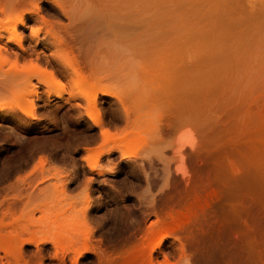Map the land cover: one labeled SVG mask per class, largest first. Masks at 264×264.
Here are the masks:
<instances>
[{
	"label": "rangeland",
	"instance_id": "374dc122",
	"mask_svg": "<svg viewBox=\"0 0 264 264\" xmlns=\"http://www.w3.org/2000/svg\"><path fill=\"white\" fill-rule=\"evenodd\" d=\"M166 2L165 0H0V28H2L0 30V264H140V262L147 264L146 259L149 254L145 260L143 257L142 261L131 259L137 248L150 253L151 264H205L206 260L203 257L196 252L187 251V247L183 246L184 241L181 240L183 244L179 241L182 238L177 235L180 238L177 239L171 233L170 236H166L160 248L150 251L161 237L159 232L163 222H168L172 212L177 213L185 206L183 202L185 196H181L182 201H178L177 198L174 205L171 203L156 209L157 214L151 213L152 215L145 220L143 226L146 229L144 227L139 229L141 234L137 230L141 219L140 213L145 208L143 199L145 180L144 176L142 177L143 173L140 172L142 166L139 163L147 158H155L153 160L155 165L150 163L149 166L151 170L155 169V172L160 170L157 174L161 173L166 163L163 153L172 149L177 136L182 131V129L179 130L180 132L176 131L175 128L179 129L180 126H175L186 121L192 122L189 125L196 126L194 129L203 130L204 134H202L209 140L206 144L204 141L203 146H200L202 152L199 150V155H204L201 156L204 163L202 164L201 161V166H204V172L208 170L209 173H204V176L207 174L208 177L206 176V181L202 179L203 183L205 182L206 186L208 182L209 190H218L216 193L218 197L212 208L214 218L212 226L210 225L213 227L211 231L221 233L220 231L224 229L228 230L235 241H238L239 259L234 257L230 259L231 255L226 256L227 254L224 255L222 252L212 264L229 262L236 264V261H239V264H264L262 245L264 236L258 238L259 234L252 227L256 223L252 213L249 215L250 211L247 210L250 200V205H254L255 210L258 209L256 215L260 213V217L264 218V172L261 174L258 171L262 167L261 163V166L258 163L264 162L261 159L264 150H259L261 158L257 151L264 149V143L259 140L262 144L259 146V141V144L257 140L251 142L252 137L244 138V135H248V131H244L245 121H243L249 114L258 116L256 115L259 113L258 109L264 108L262 107L264 105L262 98L264 97V89L262 90L264 19H261L264 18V5L261 4L263 0L262 2L261 0H174V2L166 0ZM256 3L261 4V7H257L259 5ZM19 21L22 23H18ZM258 21L259 23H255ZM5 25L7 27L11 25L12 28L6 30ZM14 26L16 28H13ZM224 42H228L229 46L226 43L223 45ZM249 42L251 45H247ZM260 43L261 45H258ZM201 44L205 46L202 47ZM220 44L222 45L219 47ZM207 46L210 50L209 54L201 51H206ZM236 46L239 48L237 49ZM218 49L224 50V53ZM207 54L210 55L211 60ZM257 61L262 69L258 67ZM255 63L257 66L254 65ZM247 67L251 68L247 69ZM188 68L196 70L197 73L187 72ZM180 71L182 73H179ZM200 71L205 72L201 74ZM170 72H173L174 78L169 76L172 74ZM243 73L245 76L242 75ZM250 75H253L252 78ZM104 76L106 79H103ZM182 76H186V79ZM259 77L261 80H257ZM183 80L192 84L194 82V85L199 84L200 87L190 85L192 87L190 88L189 84L187 86L183 84L189 89L186 91L182 86L185 96L184 92L183 94L181 92L182 87L178 89L180 88L178 83H184ZM175 82L182 95H179L180 93L175 89ZM241 86L246 88L243 89ZM171 87L174 88L173 93L177 91V94H172ZM170 90L171 94H169ZM209 90L210 92L212 90V94ZM188 92L190 93L187 94ZM207 92L211 95L208 105L213 106V112L207 109L209 106L207 110H202V114L209 111L212 114H209L211 118L207 117V114L204 115L205 117L200 115L202 122L206 117L207 120L209 118L211 120L209 125L205 120L204 124L201 122L204 125L201 124L202 127L198 121L197 111L206 100L202 95ZM229 92L233 96H238V102ZM197 93H202L199 95L202 99ZM215 93H222L223 98L217 94L222 99L231 98L225 101L226 104L232 102L228 103L229 108L222 99V106H219V102H213L211 98L216 95ZM168 94L172 101L166 97ZM93 95H96L95 101H88ZM178 96L183 97L182 99L179 97L178 100ZM196 99L198 104L201 100L199 108L194 107L197 105L194 102ZM177 100H181V103ZM240 103L245 105L241 106ZM238 106L241 107V111L236 113L234 107L238 109ZM222 109L226 115L223 114ZM250 110L256 111V114ZM217 113L220 115V121L218 116L216 119L212 117ZM230 113L231 116L228 117ZM187 114L190 116L188 117ZM254 115L252 117L257 121L258 117ZM146 116L150 119H145ZM241 116L244 117L240 119ZM95 120L99 121L97 126ZM147 121L153 123V129H148L152 128V124L149 122L151 125L149 126ZM206 124L210 128L208 134L205 132L208 131V127L203 129L206 128ZM222 129L227 134L224 135ZM167 133L173 137H169ZM199 134L203 141L205 137L202 139L203 135L201 132ZM122 136L126 138L122 139ZM102 139L106 141L103 142ZM148 142L151 145L147 144ZM204 144L210 149L206 150ZM211 146L215 151H210ZM96 149L102 150L101 156L97 159L98 163L96 162L98 167L95 168L102 174L98 176L95 175L96 171L92 172L94 170H90L84 161L86 151H97ZM108 150L111 151L110 155L106 152ZM203 150L206 152L204 153ZM237 150L239 151L236 152ZM245 150L249 154L252 152L253 158L249 154L248 157L245 156ZM139 152H143L142 157ZM228 153L232 162L237 160L240 164L235 162L239 166L236 170L228 168L231 162ZM224 156L227 159H224ZM246 158L249 161L252 159V162H249L250 166L251 163L253 166L251 170ZM254 158L259 159L258 163ZM241 163L244 165L242 166ZM244 166L248 168L245 170ZM162 180L158 181L159 184L163 183ZM239 182H243L242 185L238 184ZM246 203L247 205L244 206ZM217 222L219 224H216ZM127 227L131 228L130 232L134 238L123 236ZM152 229L159 230L151 234L154 232L151 231ZM6 241H16L15 250L5 253L1 243ZM146 243H149L148 248ZM12 254L18 262H15L16 259ZM129 259L131 262H128ZM208 262L206 264H211Z\"/></svg>",
	"mask_w": 264,
	"mask_h": 264
},
{
	"label": "bare ground",
	"instance_id": "6f19581e",
	"mask_svg": "<svg viewBox=\"0 0 264 264\" xmlns=\"http://www.w3.org/2000/svg\"><path fill=\"white\" fill-rule=\"evenodd\" d=\"M176 1V0H175ZM179 1V0H178ZM191 1H193V0H191ZM199 1H201V0H199ZM209 1V0H208ZM253 1V0H252ZM259 1V0H258ZM164 2V1H163ZM165 2H166V0H165ZM173 2H174V0H173ZM195 2V1H194ZM193 2V3H194ZM261 2H262V0H261ZM167 3V2H166ZM208 3V2H207ZM214 3V2H213ZM222 3V2H221ZM231 3V2H230ZM240 3V2H239ZM170 4H172V3H170ZM177 4V3H176ZM179 4V3H178ZM205 4V3H204ZM203 4V5H204ZM212 4V3H211ZM237 4V3H236ZM251 4V3H250ZM262 4V6L264 5V0H263V2L261 3ZM261 4L259 5V3H256V5H259V6H257V7H261ZM178 6H180V5H178ZM188 6V5H187ZM220 6V5H219ZM222 6V5H221ZM245 6H246V4H245ZM233 7V6H232ZM209 8V7H208ZM208 8H205V9H208ZM247 8V7H246ZM245 8V11L248 9H246ZM264 8V7H263ZM210 9H211V7H210ZM251 9H252V7H251ZM255 9V8H254ZM238 10V9H237ZM241 10V9H240ZM253 10V9H252ZM257 10V9H256ZM259 10V9H258ZM257 10V11H258ZM264 10V9H263ZM206 11H208V10H206ZM217 12V11H216ZM241 12V11H240ZM252 12V11H251ZM214 13V12H213ZM220 13V12H219ZM227 13V12H226ZM257 13H259V12H257ZM230 14V13H229ZM242 14V13H241ZM250 14V13H249ZM243 15V14H242ZM234 16V15H233ZM222 17H223V15H222ZM244 17V16H243ZM261 17V16H260ZM255 19V18H254ZM256 19H258V18H256ZM261 19H264V18H262L261 17ZM244 20V19H243ZM223 21V20H222ZM246 21V20H245ZM259 21H260V19H259ZM259 21L258 22H255V23H259ZM11 23V22H10ZM13 23H14V21H13ZM18 23H22V21H19ZM219 23V22H218ZM224 23V22H223ZM234 23V22H233ZM238 23V22H237ZM246 23H248V22H246ZM261 23V22H260ZM9 24V23H8ZM15 24H17L16 22H15ZM236 24V23H235ZM7 25V24H6ZM5 25V26H6ZM231 25V24H230ZM253 25V24H252ZM5 26H2V27H5ZM241 26V25H240ZM11 27V25H9V27H7L6 26V30L8 29V28H10ZM221 27V26H220ZM224 27V26H223ZM249 27V26H248ZM12 28V27H11ZM13 28H16L15 26L13 27ZM260 28V27H259ZM5 29H3V31L5 30ZM235 29H236V27H235ZM0 30H2V28H0ZM14 29H12V31H13ZM15 31V30H14ZM247 32V31H246ZM239 38V37H238ZM240 39V38H239ZM246 39V38H245ZM230 40V39H229ZM228 40V41H229ZM264 40V39H263ZM214 41V40H213ZM187 42V41H186ZM191 42V41H190ZM201 42H202V40H201ZM216 42V41H215ZM215 42H214V46H215ZM218 42V41H217ZM180 43V42H179ZM212 43V42H211ZM221 43V42H220ZM225 43L226 42H224L223 43V45H225ZM242 43V42H241ZM245 43V42H244ZM243 43V44H244ZM258 43V42H257ZM256 43V44H257ZM263 43V42H262ZM180 44H182V42L180 43ZM217 44V43H216ZM226 44H228V46H229V43L227 42ZM231 44V43H230ZM234 44V43H233ZM236 44V43H235ZM234 44V45H235ZM177 45V44H176ZM188 45V44H187ZM186 45V46H187ZM202 45V44H201ZM204 45V44H203ZM203 45H202V47H203ZM211 45H213V44H211ZM222 44H220L219 45V47L221 46ZM241 45V44H240ZM247 45H251L250 44V42H249V44H247ZM258 45H261V43L260 44H258ZM263 45V44H262ZM179 46V45H178ZM183 46H185V45H183ZM189 46V45H188ZM190 46H192V45H190ZM195 46V45H194ZM205 46V45H204ZM213 46V47H214ZM217 46V45H216ZM216 46L214 47V48H216ZM239 46V45H238ZM224 47V46H223ZM237 47V46H236ZM241 47V46H240ZM256 47V46H255ZM178 48V47H177ZM181 48H182V45H181ZM180 48V49H181ZM184 48V47H183ZM193 48L194 47H192V50H193ZM207 49H206V51L205 50H201L202 52L204 51L205 53L206 52H208V51H210V50H208V46L206 47ZM228 48V47H227ZM230 48V47H229ZM239 47H237V49H238ZM254 48V47H253ZM261 48V47H260ZM197 49V48H196ZM224 49V48H223ZM251 49H252V47H251ZM250 49V50H251ZM263 49V48H262ZM198 50H199V46H198ZM217 50V49H216ZM228 50V49H227ZM259 50V49H258ZM180 51V50H179ZM184 51V50H183ZM186 51L188 52L189 50H187V48H186ZM194 51V50H193ZM200 51V50H199ZM218 51H220V49H218ZM222 51V52H221ZM220 52L221 53H224L223 51L224 50H221ZM240 51V50H239ZM249 50L247 49V52H248ZM253 51V50H252ZM251 51V52H252ZM263 51V50H262ZM201 52V53H202ZM220 52H217V53H219L220 54ZM231 52V51H230ZM241 52V51H240ZM256 52V51H255ZM259 52V51H258ZM257 52V53H258ZM189 53V52H188ZM227 53H228V51H227ZM234 53V52H233ZM237 53H239L238 51H237ZM262 53H264V52H262ZM203 54V53H202ZM208 54H209V52H208ZM207 54V55H208ZM211 54V53H210ZM253 54H254V52H253ZM218 55V54H217ZM229 55V54H228ZM257 55V54H256ZM184 56V55H183ZM204 56V55H203ZM209 56V58H210V55H208ZM212 56H213V54H212ZM219 56V55H218ZM221 56H223L222 54H221ZM238 56V55H237ZM248 56V55H247ZM254 56V55H253ZM257 56H259V55H257ZM263 56V55H262ZM207 57V56H206ZM230 57H232V56H230ZM239 57V56H238ZM243 57V56H242ZM209 58H208V60H209ZM213 58V57H212ZM261 58V57H260ZM189 59V58H188ZM219 59H220V57H219ZM237 59V58H236ZM242 59V58H241ZM247 59V58H246ZM210 60H211V58H210ZM259 61H260V59H258ZM188 62H189V60H187ZM222 61H224V60H222ZM246 61V60H245ZM259 61H257V64L259 65ZM195 62V61H194ZM197 62V61H196ZM226 62V61H225ZM228 62V61H227ZM230 62V61H229ZM186 63V62H185ZM231 63V62H230ZM237 63V62H236ZM248 63V62H247ZM247 63L245 64V65H247ZM250 63V62H249ZM261 63V62H260ZM186 64H188V63H186ZM194 64V63H193ZM197 64V63H196ZM257 64L255 63L254 65L255 66H257ZM262 64H264V63H262ZM191 65V63L189 64V66ZM250 65V64H249ZM253 65V66H254ZM164 66V65H163ZM170 68H172V64H170ZM194 66L196 67V65L194 64ZM175 67V66H174ZM191 67H193V66H191ZM259 68L261 67V65H259L258 66ZM262 67H264L263 65H262ZM156 68V67H155ZM165 68V67H164ZM177 68V67H176ZM185 68V67H184ZM197 68V67H196ZM199 68V67H198ZM249 68H251V67H249ZM248 67H247V69H249ZM154 69V68H153ZM178 69V71H179V68H177ZM181 69V68H180ZM183 69V68H182ZM189 69V68H188ZM203 68H201V70H202ZM245 69V68H244ZM260 69H262V68H260ZM259 69V70H260ZM264 69V68H263ZM165 70V69H164ZM174 70H175V68H174ZM200 70V69H199ZM237 70H239V69H237ZM169 71H171V69L169 70ZM176 71V70H175ZM183 71V70H182ZM185 71H187V70H185ZM192 71V73L195 71L196 73H197V71L196 70H191V69H189V71H187V72H191ZM203 71V70H202ZM205 71H206V69H205ZM204 71V72H205ZM159 72V71H158ZM174 72V71H173ZM173 72H170V73H172V74H169V76H173L172 78H174V74H176V72H174V74H173ZM184 72V71H183ZM194 72V73H195ZM204 72H202V73H204ZM210 72V71H209ZM235 72V71H234ZM242 72V71H241ZM246 72V71H245ZM249 72V71H248ZM259 72V71H258ZM261 72V71H260ZM104 73V72H103ZM179 73H182L181 71L179 72ZM185 73V72H184ZM200 73H201V71H200ZM201 73V74H202ZM263 73V72H262ZM254 74V73H253ZM258 74H260V73H258ZM107 75V74H106ZM105 75V76H106ZM166 75V74H165ZM186 75L188 76V74L186 73ZM242 75H244L245 76V74L243 73ZM261 75V74H260ZM263 75V74H262ZM105 76H104V78L103 79H106L105 78ZM110 76V75H109ZM112 76V75H111ZM177 75H175V77H176ZM180 77H181V75H179ZM206 76V75H205ZM214 76V75H213ZM248 76V75H247ZM251 76V75H250ZM253 76V75H252ZM252 76L250 77V78H252ZM264 76V75H263ZM262 76V78H264ZM95 77V76H94ZM107 77V76H106ZM179 77V78H180ZM183 77V76H182ZM186 77V76H185ZM185 77H183V79L185 78ZM190 77V76H189ZM211 77V76H210ZM109 78V77H108ZM164 78V77H163ZM168 78H171V77H168ZM167 78V79H168ZM171 78V79H172ZM176 78H178V77H176ZM175 78V79H176ZM209 78V77H208ZM214 78V77H213ZM85 79V78H84ZM83 79V80H84ZM113 79V78H112ZM160 79V78H159ZM181 79V81H182V78H180ZM186 79V78H185ZM193 78H191V80H192ZM203 79V78H202ZM97 80H98V78H97ZM99 80H101V79H99ZM187 80H188V78H187ZM187 80L186 81H184V83L182 82V83H180V84H182V85H180L178 82V85L180 86V88H178L179 86H176L177 84H176V82H175V84H174V86L176 87L175 89L176 90H178V89H181V87L182 86H184L183 84H185L186 86H187V84H189L188 86H190V85H194V82H193V84L192 83H190V82H187ZM197 80H200V79H197ZM209 80V79H208ZM257 80H261L260 79V77H259V79L257 78ZM158 81V80H157ZM181 81H179V82H181ZM166 82V81H165ZM170 83H171V81H169ZM187 82V83H186ZM210 82V81H209ZM255 82H256V78H255ZM260 82V81H259ZM197 83H200V82H198L197 81ZM249 83V82H248ZM258 83V82H257ZM98 84H99V82H98ZM255 84V83H254ZM260 84V83H259ZM262 84V83H261ZM171 85V84H170ZM199 84H195L194 85V87L195 86H198ZM201 85V84H200ZM231 85V84H230ZM172 87H174L173 86V84L171 85ZM186 86H184L185 88V90L187 89L186 88ZM202 86V85H201ZM204 86V85H203ZM232 86V85H231ZM236 86V85H235ZM251 86V85H250ZM255 86V85H254ZM257 86V85H256ZM255 86V87H256ZM171 87V88H172ZM198 87H200V86H198ZM242 87V86H241ZM262 87V86H261ZM170 88V89H171ZM178 88V89H177ZM190 88H192L191 86H190ZM224 88V87H223ZM243 88V87H242ZM244 88H246V87H244ZM243 88V89H244ZM137 89V88H136ZM135 89V90H136ZM173 89L174 88H172V94L173 95H175V94H177V91H174V92H176V93H173ZM200 89V88H199ZM201 89H202V87H201ZM200 89V90H201ZM216 89V88H215ZM229 89V88H228ZM241 89V88H240ZM252 89V88H251ZM255 89H257V88H255ZM255 89H253L254 91H255ZM264 89V85H263V88H262V90ZM107 90V89H106ZM187 90H189V89H187ZM186 90V91H187ZM196 91H197V89H195ZM230 90V89H229ZM228 90V91H229ZM202 91V90H201ZM214 92H217L216 90H213ZM220 91H221V87H220ZM246 91V90H245ZM178 92L180 93V90H178ZM182 94H183V92H184V95H185V91L183 90V87H182ZM193 92V91H192ZM191 92V93H192ZM209 92H210V90H209ZM209 92H207V93H205L204 95H202V97L203 96H205V97H203V98H205L204 100H205V102L203 101L202 102V106H200V108L202 107L203 109H200L199 108V105L201 104L200 102H201V100H200V102H199V104L196 102L197 101V99L194 101V102H196L197 103V105L196 106H194V107H197V108H199V111H197V117L199 118V120L198 121H200V115L202 116H204V115H206L207 117H209L210 115H212V114H210V111L212 110V108H213V106L211 107L210 105H208V103H209V101H208V99H210V96L211 95H209ZM211 92H212V90H211ZM210 92V93H211ZM223 92V91H222ZM238 92V91H237ZM241 92H242V90H241ZM247 92H249V91H247ZM137 93V92H136ZM167 93V92H166ZM190 92H188L187 94H189ZM203 93H204V91H203ZM224 93V92H223ZM229 93H231V92H229ZM228 93V95H230ZM239 93H240V91H239ZM244 93V92H243ZM263 93V92H262ZM102 94V93H101ZM169 94H171V90L169 91ZM168 94V95H169ZM181 93L179 94V95H182ZM198 94V97H200L201 98V96H199L200 94H202V93H197ZM212 94V93H211ZM216 94V93H215ZM217 94H219V95H221V97H222V93H217ZM215 95V96H213L214 95V93H213V98H211V99H213V102L214 103H217V102H219L218 104H219V106L221 105L222 106V104L221 103H223L222 101H221V99L223 98H220V96L219 95ZM234 94H236L235 92H234ZM242 94V93H241ZM245 94L247 95V93L245 92ZM252 94V93H251ZM85 95H87V94H85ZM166 96L167 98H168V100L169 99H171V101L173 100L172 98H169V97H171L170 95L169 96ZM207 95V96H206ZM231 95L233 96V94L231 93ZM253 95V94H252ZM262 95V94H261ZM138 96V95H137ZM186 96V95H185ZM226 96V95H225ZM245 96V95H244ZM89 97V96H88ZM121 97V96H120ZM173 97V96H172ZM179 97H181L180 99H182V97L183 96H178L177 98H178V100H179ZM192 97L194 98V96L192 95ZM196 97V96H195ZM218 97V98H217ZM234 98L236 97V95L235 96H233ZM238 97V96H237ZM237 97H236V101H237ZM240 97V96H239ZM242 97V96H241ZM128 98V97H127ZM165 98V97H164ZM187 98V97H186ZM214 98H215V101H214ZM220 98V99H219ZM229 97H227V100L229 101L230 99H228ZM242 98H244V100H245V97H242ZM250 98V97H249ZM263 99H264V97H262ZM95 99H96V95H93L91 98H88V101H92V102H94L95 101ZM117 99V98H116ZM175 99V98H174ZM183 99H185V98H183ZM190 99V98H189ZM188 99V100H189ZM202 99V98H201ZM251 99V98H250ZM261 99V98H260ZM87 100V99H86ZM121 100V99H120ZM168 100H165V101H168ZM177 100V101H178ZM217 100V101H216ZM222 100H224V103H225V101H227L226 100V98L225 99H222ZM244 100H243V102H244ZM181 101V100H180ZM180 101H178V102H180ZM191 101V100H190ZM232 101V100H231ZM242 101V100H241ZM245 101H247V99L245 100ZM188 102V101H187ZM238 102V101H237ZM166 103V102H165ZM173 103L175 104V101H173ZM181 103V102H180ZM192 103V102H191ZM190 103V104H191ZM230 103H232V102H227V104H226V106L229 108V104ZM233 103H235V102H233ZM246 103V102H245ZM245 103H243L244 105H245ZM88 104V103H87ZM120 104V103H119ZM164 104V103H163ZM210 104V103H209ZM243 104H241L240 103V105L242 106ZM262 104V103H261ZM161 105H162V103H161ZM160 105V106H161ZM183 105V104H182ZM182 105L180 106V107H182ZM191 105H195L194 103L193 104H191ZM211 105H214V104H211ZM224 105V104H223ZM233 105V104H232ZM238 105V104H237ZM239 105V106H240ZM259 105V104H258ZM126 106V105H125ZM178 106V105H177ZM186 106V105H185ZM207 106H209L208 108H207ZM218 106V107H219ZM236 106V105H235ZM238 106V107H239ZM254 106V105H253ZM91 107V106H90ZM121 107V106H120ZM123 107V106H122ZM127 107V106H126ZM162 107V106H161ZM176 107V106H175ZM192 107V106H191ZM191 107H189V108H191ZM214 107H215V105H214ZM250 107V106H249ZM262 107H264V105L262 106ZM261 107V108H262ZM210 110L209 112H206V111H204V112H206V113H204V114H202L203 113V111L202 110ZM211 108V109H210ZM234 108H236V109H234V110H237L236 111V113L237 112H239V110L241 111V107H239L238 109H237V107H234ZM245 108V107H244ZM256 108V107H255ZM127 109H130V107L128 106L127 107ZM196 109V108H195ZM216 109H219V108H216ZM224 109H225V107H224ZM223 110V109H222ZM248 110V109H247ZM263 110V111H262ZM258 109V111H259V113H255L254 111H252V110H250L251 112H254L256 115H258V116H255L253 113H252V115H250L249 113V116H248V114L246 115V116H248L247 117V119L246 120H243V121H245L244 123H245V126H244V131H248V135H244V138H245V136H249V137H252V139H250L251 140V142L253 141H255V140H257V144H259L260 143V141L262 142V143H264V108L263 109ZM131 111V110H130ZM130 111H129V113H130ZM188 111H190V110H188ZM202 111V112H201ZM217 111V110H216ZM257 111V112H258ZM132 112V111H131ZM157 112V111H156ZM192 112H193V110H192ZM196 112V111H195ZM211 112H213V110L211 111ZM217 112H219V111H217ZM220 112H222V111H220ZM223 114L224 115H226V113H225V111L223 110ZM227 112V111H226ZM246 112H248V111H246ZM250 112V113H251ZM148 113V112H147ZM146 113V114H147ZM194 113V112H193ZM201 113V114H200ZM139 114V113H138ZM142 114V113H141ZM140 114V115H141ZM145 114V113H144ZM170 114V113H169ZM183 114H185V113H183ZM189 114H191L190 112H189ZM210 114V115H209ZM215 114V113H214ZM213 114V115H214ZM221 114V113H220ZM242 114V113H241ZM143 115V114H142ZM151 115V114H150ZM188 115V114H187ZM199 115V116H198ZM237 115V114H236ZM255 116V117H258V119H257V121H256V119L254 118L253 119V117L252 116ZM149 116V115H148ZM190 115H188V117H189ZM216 116H218V120H219V116L220 115H218V113H217V115H215V116H212V117H215V119H216ZM229 116H231V113H230V115H228V117ZM134 117V116H133ZM137 117V116H136ZM138 117H139V115H138ZM151 117V116H150ZM181 117V116H180ZM184 117V116H183ZM205 117V116H204ZM204 117H202V119L204 118ZM207 117L206 118H204L203 119V122L202 121H200V125L203 123L204 124V120H205V122L206 123H208V125L210 124L209 122H211V120H210V118H211V116H210V118L208 119V120H210V121H208L207 120ZM242 117H244V116H241V117H239L240 119L242 118ZM125 118V117H124ZM128 118V117H127ZM148 117L146 116V118L145 119H147ZM157 118H159V117H157ZM224 118V117H223ZM92 119H94V118H92ZM148 119H150V118H148ZM180 119V118H179ZM186 119V118H185ZM191 119H193V117L191 118ZM214 119V118H213ZM214 119V120H215ZM226 119V118H225ZM232 119V118H231ZM238 119V118H237ZM240 119H238L239 121H240ZM97 120V119H96ZM96 120H95V125L97 126L98 125V123H99V121L98 122H96ZM137 120H139V119H137ZM144 120V119H143ZM152 120V119H151ZM159 120V119H158ZM173 120V119H172ZM183 120V119H182ZM194 120H196V119H194ZM223 120V119H222ZM226 120H229V119H226ZM225 120V121H226ZM94 121V120H93ZM127 121V120H126ZM156 121V120H155ZM171 121V120H170ZM185 121V120H184ZM193 121V120H192ZM220 121V120H219ZM146 122V121H145ZM148 122V121H147ZM150 122V121H149ZM148 122V123H149ZM176 122V121H175ZM179 122V121H178ZM202 122V123H201ZM213 123H214V121H212ZM215 122H216V120H215ZM235 122V121H234ZM124 123V122H123ZM147 123V124H148ZM151 123V122H150ZM150 123L148 124L149 126H151L150 125ZM189 121H186V122H183L181 125L179 124L178 126H175V127H179V129L178 128H175L176 129V131H178V132H180L179 130L180 129H182V131L180 132V134L177 136V138H176V140H175V145L172 147V149L170 148V149H168V150H166L163 154V156L166 158H162V159H165L166 160V163L164 164V167L165 168H163L164 170L162 171L161 170V173H163L164 175H161V173H158L157 174V171L158 170H156V172L154 171L155 169H152L151 170V166H149L150 165V163H153L154 164V162H153V160L155 159H151V158H147L146 160L144 159V160H141L140 161V163L139 164H141V168L138 166V165H136V166H138L140 169H141V171L140 172H142L143 173V175H142V177L144 176V180H145V190H144V197H143V199H144V205H145V208H144V210H142L141 211V213H140V215H141V219H140V223H138V228H137V230H138V232L141 234V230L139 231V229H141L142 227H144L143 225L145 224L144 222H145V220L147 219V217L149 216V215H152L151 213H155V214H157L156 212L158 211V210H156V209H158L159 207H165V206H168L169 204H173L174 202H176L175 200L178 198L179 200L178 201H182L181 200V196H185V197H183V199H185L183 202L185 203V206H183V208L181 209L180 208V211H177V213H174V212H172V214L171 213H169V214H171L168 218H169V221L168 222H163V226H162V224H161V222H160V226H162L161 227V231L159 232L160 233V236L161 237H159V240L158 241H156L155 243V245L153 246V247H151L150 249V251H152V250H154V249H158V248H160L161 247V245H162V242L164 241V239L166 238V236L168 237V236H170V233H171V235L173 234V236L175 237V238H177V239H180L179 237H181L182 239H180L179 241H181V240H183L184 241V244H183V242L181 241V244H183V246H185V247H187V251H189L190 253H191V251H192V253L193 252H196V254L198 253L201 257H203L206 261V263H207V261H209L208 263H210L211 262V264L213 263V261H215V259H217L216 257H218V254L220 255V253H222V252H224V255H226V256H230V259H232L231 257H234V259H237L240 255L238 254L239 252H238V249H239V247H237V242L238 241H235V238H233L234 236H232V233L230 232V231H225V229L223 230V231H220L221 233H218L219 231H217V232H213V231H211L212 230V228L213 227H210V225L212 226V224H213V218H214V215H213V204L215 203V201H216V199H217V195L218 194H216L217 192H218V190L217 191H212V189L211 190H209L208 188H207V184H208V182H206L207 184H206V186H205V182L203 183V181H206L205 180V178H207L208 177V175L207 174H209L208 173V170L206 171L207 172V174H206V176H204V173H206V172H204V166L202 167L201 166V161L203 160H201V156L199 155L200 153H199V150H201L200 149V146L203 144V142L205 141V144H206V142H209V140H208V138H206V136H204L203 134V130H201V131H199V130H196V129H194L195 127L194 126H192V125H189ZM192 123V122H191ZM190 123V124H191ZM217 123V122H216ZM224 123V122H223ZM146 124V125H147ZM152 124V128L150 127V128H148L149 130H151V129H153V123H151ZM168 124V123H167ZM173 124H175V123H173ZM177 124V123H176ZM202 124V125H203ZM221 124V123H220ZM225 124V123H224ZM241 124V123H240ZM125 125V124H124ZM197 125V124H196ZM199 125V126H200ZM201 125V126H202ZM214 125H216V124H214ZM218 125H219V123H218ZM235 125V124H234ZM134 126V125H133ZM155 126V125H154ZM164 126V125H163ZM193 128H192V127ZM198 126V127H199ZM199 127L200 129L204 126H202V127ZM222 126V125H221ZM230 126V125H229ZM229 126H227V127H229ZM231 126H233V125H231ZM241 126V125H240ZM104 127V126H103ZM145 127V126H144ZM205 127L206 128H203V129H207V127H208V131H205L206 132V134H208V132H209V130H210V128H209V126H207V124L205 125ZM212 127V126H211ZM224 127V126H223ZM234 127V126H233ZM100 128V127H99ZM155 128H156V126H155ZM163 128V127H162ZM161 128V129H162ZM213 128V127H212ZM211 128V129H212ZM225 128V127H224ZM236 128V127H235ZM238 128V127H237ZM105 130H106V128H104ZM130 129H132V128H130ZM129 129V130H130ZM230 129H232V128H230ZM234 129V128H233ZM126 130H127V128H126ZM136 130V129H135ZM157 130V129H156ZM213 130V129H212ZM236 130V129H235ZM145 131V130H144ZM168 131V130H167ZM166 131V132H167ZM175 131V132H176ZM222 131H224L223 129H222ZM222 131H221V133H222ZM228 131H230V130H228ZM242 131V130H241ZM243 131V132H244ZM104 132V131H103ZM106 132H108V131H106ZM105 132V133H106ZM130 132V131H129ZM146 132V131H145ZM152 132H153V130H152ZM157 132V131H156ZM173 132V131H172ZM171 132V133H172ZM201 132V135H203V136H201V138L202 137H205L204 138V140L202 141L201 139H200V133ZM218 132V131H217ZM219 132H220V129H219ZM237 132V131H236ZM243 132H241L242 134H243ZM101 133V132H100ZM110 133V132H109ZM133 133V132H132ZM162 133V132H161ZM177 133V132H176ZM203 133V134H202ZM225 133H226V131H224V135H225ZM230 133V132H229ZM233 133V132H232ZM231 133V134H232ZM154 134H156L155 132H154ZM153 134V135H154ZM167 134H169V137L170 136H172L173 137V135H170V133H167ZM167 134H166V136H167ZM173 134V133H172ZM219 134V133H218ZM227 134V133H226ZM231 134H229V135H231ZM235 134V133H234ZM241 134V135H242ZM245 134H247V132H245ZM103 135H104V133H103ZM109 135V134H108ZM120 135H121V133H120ZM126 135V134H125ZM174 135H176V134H174ZM210 135V134H209ZM221 135V134H220ZM228 135V136H229ZM236 135H238V134H236ZM236 135H234L235 136V138L234 139H236ZM105 136H106V134H105ZM105 136H103V137H105ZM142 136H144V135H142ZM150 136H152V135H150ZM157 136V135H156ZM156 136H154V137H156ZM211 136V135H210ZM212 136H215V135H213L212 134ZM223 136V135H222ZM243 136V135H242ZM113 137V136H112ZM153 137V136H152ZM158 137V136H157ZM160 137H161V135H160ZM171 137V138H172ZM233 137V136H232ZM239 137H240V135H239ZM119 139H120V137H118ZM124 138H126V137H123L122 136V139H124ZM242 138V137H241ZM121 139V140H122ZM146 139H147V136H146ZM153 139V138H152ZM203 139V138H202ZM206 139V140H205ZM247 139V138H246ZM254 139V140H253ZM103 140V139H102ZM138 140H139V138H138ZM161 140V139H160ZM168 140V139H167ZM169 140H170V138H169ZM168 140V141H169ZM208 140V141H207ZM260 140V141H259ZM104 141H106V140H103V142ZM130 141V140H129ZM149 141V140H148ZM163 141V140H162ZM167 141V142H168ZM223 141H226V140H223ZM247 141H248V139H247ZM258 141H259V143H258ZM99 142V141H98ZM115 142H116V140H115ZM121 142V141H120ZM151 142H152V140H151ZM166 142V141H165ZM165 142L163 143V144H165ZM166 142V143H167ZM202 142V143H201ZM241 143H242V141H240ZM245 142V141H244ZM252 142V143H253ZM117 143V142H116ZM133 143V142H132ZM162 143V142H161ZM230 143V142H229ZM246 143V142H245ZM147 144H150L149 142L147 143ZM204 144V148L207 150H209L210 148H207L208 146L207 145H205ZM208 144V143H207ZM210 144V143H209ZM208 144V145H209ZM212 144V143H211ZM230 144H232V142L230 143ZM246 144H248V143H246ZM110 145V144H109ZM151 145V144H150ZM228 145V144H227ZM243 145H245V144H243ZM253 145V144H252ZM251 145V146H252ZM256 145V144H255ZM262 146V144L260 143L259 144V146ZM98 146V145H97ZM114 146V145H113ZM147 146H149V145H147ZM203 146V145H202ZM213 146V145H212ZM212 146H211V148H212ZM239 146H241V144L239 145ZM249 146V145H248ZM257 147H258V145H256ZM255 146V147H256ZM105 147H106V145H105ZM115 147V146H114ZM113 147V148H114ZM123 147V146H122ZM219 147V146H218ZM243 147V146H242ZM253 147V146H252ZM203 148V149H204ZM220 148V147H219ZM228 148V147H227ZM241 148V147H240ZM239 148V149H240ZM249 148V147H248ZM254 148V147H253ZM98 149H101V148H98ZM98 149H96L97 151H95V150H87L86 151V155H85V157H84V161H85V163L87 164V166H88V168L90 169V170H94V171H92V172H95L96 170H95V168H97L98 166L96 165V162L98 163V157H100L101 155V153H100V151H102V150H100V151H98ZM115 149V148H114ZM113 149V150H114ZM117 149V148H116ZM223 149V148H222ZM244 149V148H243ZM105 150V149H104ZM112 150V151H113ZM120 150V149H119ZM143 150V149H142ZM157 150V149H156ZM212 150H214L215 151V148H212L210 151H212ZM235 150V149H234ZM256 150V149H255ZM259 150H264V149H257V151H258V153L260 152ZM116 151V150H115ZM145 151H146V149H145ZM163 151V150H162ZM239 150H237L236 152H238ZM108 154H109V152H111V151H106ZM200 152H202V150L200 151ZM203 152H204V150H203ZM206 152V151H205ZM204 152V153H205ZM223 152V151H222ZM245 152H246V150H245ZM104 153V152H103ZM122 153V152H121ZM140 154H141V157H142V153L143 152H139ZM158 153V152H157ZM216 153H217V151H216ZM229 153H230V151H229ZM229 153L227 154V156L229 155ZM120 154V153H119ZM126 154H127V152H126ZM202 154V153H201ZM207 154H208V151H207ZM241 154H243V153H241ZM240 154V155H241ZM246 155L245 156H251V158H253V156L251 155V154H253L252 152L249 154L248 152H246L245 153ZM249 154V155H248ZM255 155H256V151H255V153H254ZM110 155V154H109ZM145 155V154H144ZM147 155V154H146ZM233 155V154H232ZM254 155V156H255ZM258 155H260V158H261V154L259 153ZM263 155H264V153H263ZM262 155V156H263ZM108 156V155H107ZM159 156V155H158ZM204 156V155H203ZM202 156V157H203ZM213 156V155H212ZM222 156V155H221ZM230 156V155H229ZM228 156V158H229V160H230V157ZM243 156V155H242ZM242 156H240V157H242ZM144 157V156H143ZM216 157V156H215ZM235 157H237V156H235ZM239 157V158H240ZM214 158V157H213ZM258 158V157H257ZM161 159V160H162ZM224 159H227V158H225V156H224ZM247 160H248V158H246ZM255 159V158H254ZM261 159H263L264 160V156L261 158ZM97 160V161H96ZM110 160V159H109ZM207 160V159H206ZM205 160V161H206ZM215 160H218V159H215ZM258 160L259 159H255V162L257 161V163H258ZM112 161V160H111ZM157 161V160H156ZM209 161V160H208ZM231 162L229 163V167L228 168H231V170H236V168H239V166L238 165H240L238 162H237V160H235L234 161V158H233V161L234 162H232V159L230 160ZM218 162H220V160H218ZM223 162V161H222ZM226 162H228L227 160H226ZM235 162H237L238 163V165H237V163H235ZM244 162V161H243ZM249 162H252V159H251V161H249L248 160V163ZM247 163V164H248ZM260 163H261V165H262V167H260V169L261 170H258V171H260L261 172V174L264 172V162L263 161H261V162H259L258 163V165L259 166H261L260 165ZM202 164H204L203 163V161H202ZM219 164V163H218ZM217 164V165H218ZM226 164V163H225ZM242 164V163H241ZM155 165V164H154ZM154 165H152V167L154 166ZM210 165H212V164H210ZM244 164H242V166H243ZM257 165V164H256ZM257 165V166H258ZM109 167H110V165H108ZM134 166V165H133ZM249 166H250V163H249ZM251 166H252V163H251ZM250 166V167H251ZM259 166H258V168H259ZM111 167H114V166H111ZM149 167V168H148ZM253 167V166H252ZM252 167L250 168V170L252 169ZM255 168H257L256 166H254ZM206 168V167H205ZM244 168H245V166H244ZM248 168V167H247ZM247 168H245V170L247 169ZM257 168V169H258ZM109 169V168H108ZM158 169V168H157ZM161 169V168H160ZM208 169H209V167H208ZM242 170H244L243 168H241ZM255 170V169H254ZM253 170V171H254ZM108 171V170H107ZM111 171V170H110ZM154 171V172H153ZM227 171V170H226ZM230 171V170H229ZM239 171H240V169H239ZM106 172V171H105ZM135 172V171H134ZM158 172H160V170L158 171ZM218 172V171H217ZM247 172V171H246ZM245 172V173H246ZM250 172H252V171H250ZM141 173V174H142ZM230 173H231V171H230ZM253 173V172H252ZM257 173V172H256ZM159 174H160V176H159ZM92 175H93V173H92ZM95 175H102V174H100V172H98V171H96V173H95ZM224 175V174H223ZM222 175V176H223ZM226 175V174H225ZM228 175V174H227ZM237 175V174H236ZM241 175H243V174H241ZM250 175V174H249ZM263 175H264V173H263ZM161 176H163V177H161ZM204 176V177H203ZM232 176V175H231ZM238 176V175H237ZM258 176V175H257ZM262 176V175H261ZM213 177V176H212ZM233 177V176H232ZM242 177V176H241ZM248 177V176H247ZM259 177V176H258ZM160 178V180H162V179H164V181H163V185L162 184H159V182L158 181H160V180H158ZM162 178V179H161ZM227 178V177H226ZM225 178V179H226ZM234 178V177H233ZM245 178V177H244ZM251 178V177H250ZM263 178V177H262ZM86 179V178H85ZM92 179V178H91ZM202 179H203V181H202ZM209 179V178H208ZM212 179H214V178H212ZM238 179V178H237ZM249 179V178H248ZM247 179V180H248ZM226 180H228V179H226ZM230 180V179H229ZM250 180V179H249ZM263 180H264V178H263ZM93 181V180H92ZM210 181V180H209ZM225 181V180H224ZM245 181V180H244ZM90 182V181H89ZM88 183V182H87ZM161 183V182H160ZM243 183V182H242ZM242 183H238V184H241L242 185ZM250 184V183H249ZM81 185H83V184H81ZM84 185H86V184H84ZM159 185H160V187H159ZM223 185H225V184H223ZM209 187V186H208ZM231 187H232V185H231ZM238 187V186H237ZM241 187V186H240ZM214 188V187H213ZM243 189V188H242ZM246 189V188H245ZM86 190V189H85ZM239 190L241 191V189L239 188ZM139 193V192H138ZM241 193V192H240ZM247 193V192H246ZM250 193V192H249ZM251 193H253V192H251ZM258 193V192H257ZM86 194V193H85ZM261 194V193H260ZM252 195H254V193L252 194ZM251 195V196H252ZM256 195V194H255ZM241 196V195H240ZM243 196H244V194H243ZM258 196V195H257ZM219 197H220V195H219ZM256 197V196H255ZM254 197V198H255ZM138 198V197H137ZM186 198H188L187 199V201H186ZM252 198V197H251ZM250 198V199H251ZM253 198V199H254ZM241 199V198H240ZM252 199V200H253ZM246 202L248 201L247 199L245 200ZM254 202V201H253ZM256 202V201H255ZM238 203V202H237ZM248 206H247V210H249L250 211V213H249V215L251 214L252 216H253V220H254V222L256 223V225H254V226H252V227H254L256 230V232L259 234V235H257L258 236V238L260 237V236H262L261 238H263V236H264V222H262V220L264 219V218H262V217H260V213L259 214H257L256 215V211L258 210H255L254 209V205L253 206H251L250 205V200H249V202H248ZM263 204V203H262ZM174 205V204H173ZM179 205V204H178ZM235 205H236V203H235ZM245 205H247V203L246 204H244V206ZM241 206H242V204H241ZM243 206V207H244ZM243 207H241V209L243 208ZM169 208V207H168ZM260 208V207H259ZM174 209V208H173ZM137 210V209H136ZM165 210V209H164ZM176 210V209H175ZM240 210V209H239ZM156 211V212H155ZM219 211V210H218ZM241 211V210H240ZM249 211H247V213L249 212ZM263 211V210H262ZM216 212H217V210H216ZM220 212V211H219ZM244 212V211H243ZM235 213V212H234ZM246 213V214H247ZM127 214H128V212H127ZM131 214V213H130ZM155 214L153 215V216H155ZM219 214V213H218ZM264 214V213H263ZM129 215V214H128ZM238 215V214H237ZM159 216V215H158ZM226 216V215H225ZM241 216V215H240ZM252 216H250V217H252ZM244 217V216H243ZM260 217V218H259ZM126 218H127V216H126ZM158 218V217H157ZM156 218V219H157ZM217 218V217H216ZM246 218V217H245ZM247 218H249V217H247ZM261 218H262V220H261ZM133 219V218H132ZM131 219V220H132ZM232 219H233V217H232ZM219 220V219H218ZM245 220V219H244ZM244 220H242V222L244 221ZM251 220V219H250ZM157 221V220H156ZM165 221V220H164ZM211 221H212V223H211ZM236 221V220H235ZM157 222H159V220L157 221ZM157 222H156V224H157ZM250 222V221H249ZM253 222V221H252ZM166 223V224H165ZM211 223V224H210ZM246 223V222H245ZM255 223H253V224H255ZM215 224V223H214ZM216 224H219L218 222L216 223ZM238 224V223H237ZM154 225H155V222H154ZM158 225V224H157ZM247 225L248 224H246V227H247ZM156 226V225H155ZM154 226V227H155ZM160 226H159V228H160ZM222 226V225H221ZM233 226V225H232ZM152 227H153V224H152ZM152 227H150V229L152 228ZM158 227V226H157ZM145 228V227H144ZM211 228V229H210ZM218 228V227H217ZM219 228H221V227H219ZM243 228V227H242ZM124 229V228H123ZM146 229V228H145ZM155 229V228H154ZM222 229V228H221ZM159 229H156V231H154L153 229L151 230V231H154V232H151V234L152 233H157V231H158ZM215 230H217L216 228H215ZM131 231V228H129V227H127V229L123 232L124 234H123V236H125V238H127V237H131V238H134L133 237V234L130 232ZM133 231V230H132ZM134 232V231H133ZM135 233H137V232H135ZM134 233V234H135ZM238 233V232H237ZM255 233V232H254ZM147 234V233H146ZM149 234H150V232H149ZM148 235V234H147ZM179 237H178V236ZM2 236V235H1ZM122 236V235H121ZM122 236V237H123ZM140 236V235H139ZM152 236V235H151ZM158 236V235H157ZM238 236V235H237ZM155 237V236H154ZM8 238V237H7ZM12 238V237H11ZM118 238V237H117ZM124 238V237H123ZM130 238V239H131ZM143 238V237H142ZM150 238V237H149ZM153 238V237H152ZM152 238H151V240H152ZM240 238H242V237H240ZM146 239V238H145ZM255 239V238H254ZM12 240H13V238H12ZM50 240V239H49ZM124 240V239H123ZM256 240V239H255ZM259 240H261V239H259ZM263 240V239H262ZM146 241H148V240H146ZM152 241H154V240H152ZM133 242V241H132ZM144 242V241H143ZM149 242V241H148ZM264 242V240L262 241V243ZM14 243L16 244V241L14 242H12V241H10V242H8V241H6V243H1V246L5 249V253H7V251H11V250H15V247H17V245L15 246L14 245ZM145 243V242H144ZM151 243V242H150ZM147 244H149V243H146V246H147ZM172 244V243H171ZM263 246H264V243L262 244ZM111 246H113V245H111ZM139 246V245H138ZM185 247H184V251H185ZM2 248V249H3ZM141 248V247H140ZM147 248H148V246H147ZM146 248V249H147ZM179 248V247H178ZM181 249V248H180ZM263 249H264V247H263ZM82 250V249H81ZM144 250H145V248H144ZM149 250V249H148ZM245 250V249H244ZM182 251H183V248H182ZM183 251V252H184ZM86 252V251H85ZM146 252H149V251H146ZM225 252H227V253H225ZM8 253H10V252H8ZM79 253H83V252H79ZM134 253V252H133ZM228 253H229V255H228ZM148 254H149V256H150V253H145V252H143V249H139V248H137V250H136V252H135V254L132 256V260L133 261H139V260H141L143 257H144V259L143 260H145L147 257L146 256H148ZM197 254V255H198ZM223 255V256H224ZM239 255V256H238ZM148 256V258L146 259V263L148 264L149 262H151L150 261V257ZM195 256V255H194ZM221 256V255H220ZM12 257H14V259H16L15 258V255L13 256V254H12ZM17 257V256H16ZM146 257V258H145ZM247 258V257H246ZM264 258V257H263ZM202 259V258H201ZM229 259V258H228ZM233 259V260H234ZM239 259V258H238ZM263 260V259H262ZM142 261V260H141ZM202 261V260H201ZM204 261V260H203ZM217 261V260H216ZM232 261V260H231ZM234 261H236V260H234ZM245 261V260H244ZM15 262H18V260L16 259V261ZM75 262H76V260H75ZM128 262H131L130 261V259H129V261ZM198 262V261H197ZM233 262V261H232ZM237 263L236 264H239L240 262L239 261H236ZM137 263V262H136ZM205 263V264H206ZM230 263V262H229ZM228 263V264H229ZM17 264V263H16ZM140 264H142V262H140ZM149 264H151V263H149ZM219 264V263H218ZM231 264V263H230ZM235 264V263H234Z\"/></svg>",
	"mask_w": 264,
	"mask_h": 264
}]
</instances>
